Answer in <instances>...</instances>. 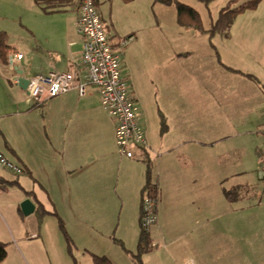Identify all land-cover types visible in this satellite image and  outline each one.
Masks as SVG:
<instances>
[{
    "label": "crops",
    "instance_id": "1",
    "mask_svg": "<svg viewBox=\"0 0 264 264\" xmlns=\"http://www.w3.org/2000/svg\"><path fill=\"white\" fill-rule=\"evenodd\" d=\"M19 1L38 12L39 17L34 19L32 11L20 21L29 35L23 50L12 45L6 23L0 29L7 34L10 46L4 55L0 53V107L6 104L5 114L11 118L3 129L2 154L22 169L13 172L0 167V175L18 180L21 185L0 188V208L9 219L6 224L0 210V241H21L35 264L47 255L50 261L58 255L59 264H74L57 216L49 213L40 223L36 213L40 205L63 219L76 260L82 255L87 264H92V252L108 256L114 264L130 260L135 264L120 242L131 251L138 245L140 231L136 223L147 181L146 155L153 161L152 180L159 192L158 222L154 226L160 231L155 238L153 232L150 234L154 248L172 238L163 229L170 199L175 205L171 223L180 225L179 238L188 246L204 239L192 232L206 221L220 223L229 218L234 224L255 223L248 215L253 199L258 196L259 203L264 204V182L260 190L255 185L258 179L264 180L260 174L264 162V45L251 36L255 29H264L263 18L252 25L247 19L239 26L235 20L227 32L212 40L227 66L252 74L255 79L226 69L207 32L202 33L208 35V40H203L201 47L199 41L187 42L181 32L183 49L172 51L169 59L158 55L151 59L150 65H155L149 75L153 92L143 95L138 80L129 71L128 79L122 67L130 93L143 112L149 144L146 151L137 149L129 158L118 151L117 121L104 109L95 86L90 85L84 96L73 88L33 105L25 89L13 82L19 69L26 78L83 70L84 37L79 31L77 1L55 11L41 10L34 0ZM115 1L120 5L131 0H97L105 26L106 17L115 18L109 5ZM1 10L6 11L0 4ZM8 16L9 12L2 15L4 19ZM197 34L189 37L195 40ZM109 36L114 46H119L115 35ZM129 36L128 41L134 44L137 31L131 30ZM15 50L24 54L16 72L9 64ZM3 147L0 143V149ZM25 199H31L36 207L28 216L21 210ZM251 241L248 233L240 240L245 245L242 250L248 258L246 264H254ZM112 243H119L126 255ZM259 262L264 264V259Z\"/></svg>",
    "mask_w": 264,
    "mask_h": 264
},
{
    "label": "rangeland",
    "instance_id": "2",
    "mask_svg": "<svg viewBox=\"0 0 264 264\" xmlns=\"http://www.w3.org/2000/svg\"><path fill=\"white\" fill-rule=\"evenodd\" d=\"M180 1L198 10L203 19L205 28H209L214 19L218 17L220 10L223 9L230 0H214L209 6H206L200 0ZM246 1L248 0H238L233 3V6H237ZM0 4L6 10L0 11V29L3 28L2 24L6 23L10 28L11 38L9 39L11 40L12 45L18 46V49L23 50L28 42L29 35L25 30L26 28L20 24V21H25L26 16L32 11L31 15L35 19L39 17L37 14L38 12L27 8L28 5H26L24 1L0 0ZM109 5L114 11L115 18L112 20L109 17H106L108 23L106 30L108 33L114 34L115 39L120 41L127 39L126 37L131 30L134 29L137 31V39L134 41V44L133 40L128 41L122 46L119 53L122 67L125 69V76H128L130 72L131 75L138 80L139 84L144 89L143 95L149 93V91H155L152 82L149 80V75L151 71L154 70L155 66L154 63L153 66L150 65V63H152L151 59L155 55H158L160 58L162 56L164 59H169L172 51L183 49L182 44L184 43L181 41V32L185 33L184 38L187 42L191 41L197 44L199 41L200 47L203 40H208V35H206V33L202 34L204 32L195 29L186 31L183 26L177 23V10L173 4L165 5L155 1L151 3L147 2V0H131L129 2H121L120 5L115 1L113 4L109 3ZM39 7L41 10H46L41 5H39ZM257 8L258 10H247L244 14L237 16L235 19L237 20L235 21L236 26L241 25V23L247 19L250 25L260 22L262 18L264 23V0L260 2ZM36 11L39 10L36 9ZM5 12H9L10 14L6 19L2 17ZM258 18L259 21L257 20ZM115 30L118 31L119 34ZM198 32L199 34L197 35L199 36H197L195 40L192 37H189L191 33ZM246 38H248V36ZM251 39H255L264 45V29H255V35L251 36ZM186 47L189 48L188 45H186ZM166 61L167 60H164V62ZM127 78L129 79V77ZM5 82L9 85L8 80H5ZM145 97L149 100V95H146ZM5 105L0 107V143L4 146L3 149H0V153L3 154L5 148L3 129L5 130V124L11 120V118L5 114L8 110ZM4 156L7 157L6 155ZM5 173L9 176L7 170H5ZM255 182L257 187H261L259 190L263 188L264 180L258 179V181ZM260 192H262V190ZM8 200H10L9 196ZM170 202L171 206L169 214L165 216L166 222H163V229L167 233H171L170 237L172 238L160 241L158 247H155L154 250L150 252H146L143 255L146 264H246L248 263V261H246L248 258L244 255L245 251L242 250V248H245V245L240 242V240H242L247 233L248 235H252L250 247L252 249L254 264H260L259 261L264 259V204L259 203L258 196L253 199V208L248 212V215H252L255 223L243 224L239 222L234 224L229 218H223L220 223L206 221V223L201 225L199 229H195L192 232L195 235L199 234L204 238L198 243L195 242L193 246H188L181 238H179L180 232L182 231L180 225H172L171 214L173 213L175 205L172 206L173 200L170 199ZM8 209L11 210V207ZM0 210L2 212L1 214H3L2 219L8 224V213L2 208H0ZM154 225L151 226L149 233L151 234L153 232L152 235L155 238L156 233L160 230ZM125 228L129 231V228L127 229L126 225ZM136 229L139 233L141 228L138 221L136 223ZM250 229L252 234H250ZM236 235H238V238H235ZM5 240H7V257L0 264H35L32 257L28 255V252L25 250V246L21 241H10V239ZM235 240H238L236 244H234ZM11 242L13 243V248L10 247ZM127 243L128 245L131 244L128 241ZM132 244H134V242ZM112 245L116 246L113 243ZM116 247H118L115 248L116 250H119L123 255H126L127 252L119 246V243ZM131 248L135 251L136 245ZM236 248L238 251L235 250ZM80 256L82 255L78 256L80 263L77 259L76 264H87L86 260ZM51 258L52 261L49 260L47 255L46 258H44V261L42 258L39 260V264H59L58 255H54ZM88 259L91 258L88 257ZM68 263L70 264V262ZM126 264H134V262L132 263L130 260V262L128 261Z\"/></svg>",
    "mask_w": 264,
    "mask_h": 264
},
{
    "label": "built area",
    "instance_id": "3",
    "mask_svg": "<svg viewBox=\"0 0 264 264\" xmlns=\"http://www.w3.org/2000/svg\"><path fill=\"white\" fill-rule=\"evenodd\" d=\"M79 31L84 37L81 73L75 71L51 72L47 75L38 74L28 78L27 97L31 100L43 101L56 97L73 88H78L81 96L87 93L92 85L98 89L102 105L110 116L116 119V144L120 154L132 158L135 150L147 146L146 130L142 123L143 112L135 98L130 93V87L122 74L120 49L129 38L120 40L119 46H114L106 26L103 23L95 0H79ZM24 54L15 50L9 56V64L16 72L18 63ZM20 68V67H19ZM18 73L12 79L18 83ZM0 166L16 172L22 169L9 161L0 153ZM264 178V162L260 170ZM157 202L148 194L144 198L143 228L150 230L157 222Z\"/></svg>",
    "mask_w": 264,
    "mask_h": 264
},
{
    "label": "trees",
    "instance_id": "4",
    "mask_svg": "<svg viewBox=\"0 0 264 264\" xmlns=\"http://www.w3.org/2000/svg\"><path fill=\"white\" fill-rule=\"evenodd\" d=\"M34 1L37 4L43 6L44 9L50 10V11H55V10L61 9L62 7H65L68 4H71L75 1H77V3H79V0H34ZM155 1L162 3V4H165V5H172V4L175 5V7L177 9L178 23L181 26H183L185 28L195 29V30H198L200 32H207L209 34V39H210L211 45L216 52V56H217L218 60L222 63V65L226 69H228L230 71H234V72H239V73L244 74L250 78L255 79V77L252 74H249V73L243 72L241 70L234 69V68L227 66L221 60L220 53L217 50V48L215 47L212 40L215 37V35H217L219 33L227 32L230 29V27L232 26V24L234 23L237 16H239L240 14L244 13L247 10L257 9V7L259 6V4L262 0H248L246 2L240 3L237 6H233V3L238 1V0H230L228 2V4L223 9L220 10L218 17L212 22V25L208 30H206L204 27V23H203V19L201 17V14L194 7L188 5V4H186L180 0H155ZM200 1L203 2L206 6H209L210 3L213 2L214 0H200ZM95 3L97 4V0H95ZM6 36H7V34L5 32H0V53L2 55H4L5 51L7 49H9V47H10L6 43V38H7ZM42 102L43 101L34 100L33 105L35 103L41 104ZM148 146H149V144L147 142V146L143 147L144 149H139V150L146 151ZM144 161L147 165V181H146V183L142 189V192H141V204H140V215H139V223H140L141 229H140V234H139V238H138V245H137V248L135 251H131L124 246V243L120 242V245L126 251H128L131 254L133 260L137 264H145L144 260H143V255L146 252H150L151 250L154 249V245H153L150 233H149L150 231L143 228L142 217L144 215V209H143L144 198L148 194L149 196H151L155 199V201L157 202V207H156L157 215H158L157 208H158V201H159V195H158L159 192H158L157 186L154 184V182L152 180L153 161L147 155L144 158ZM5 168L10 170V171L16 172L10 168H7V167H5ZM16 184H18V186H21L18 183V180H15V179L10 180V179H7L6 177H4L3 175H0V188L5 189V188H8V187L16 185ZM36 213L38 214L40 223L43 221V218L49 213L55 214L57 216V222H58L59 229L62 232V234L65 238L66 244H67V251H68L69 255H71V257L73 258L74 264H76L77 260H76V257L74 255L73 240L71 239L70 235L68 234V231L65 227V223H64L63 219L61 217H59V215L57 214L56 211H49L47 209H44L43 206H40V205L37 206ZM89 254L92 258V264H114L111 261V259L106 255H99V254L92 253V252H89ZM6 257H7V244H6V242L0 241V263L3 260H5Z\"/></svg>",
    "mask_w": 264,
    "mask_h": 264
},
{
    "label": "water",
    "instance_id": "5",
    "mask_svg": "<svg viewBox=\"0 0 264 264\" xmlns=\"http://www.w3.org/2000/svg\"><path fill=\"white\" fill-rule=\"evenodd\" d=\"M17 72H18V74H20L18 84H19V86H21L23 89L26 90L28 83H29V80H28V78L22 76L24 73L23 70L19 69ZM35 208H36L35 204L31 201V199H25L21 203V210H22L23 214L26 216L34 213Z\"/></svg>",
    "mask_w": 264,
    "mask_h": 264
}]
</instances>
